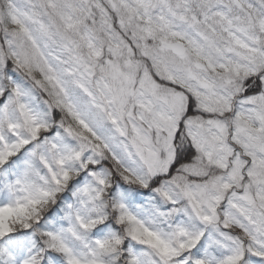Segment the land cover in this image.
I'll return each mask as SVG.
<instances>
[{
	"label": "snow or ice",
	"instance_id": "6c2138e0",
	"mask_svg": "<svg viewBox=\"0 0 264 264\" xmlns=\"http://www.w3.org/2000/svg\"><path fill=\"white\" fill-rule=\"evenodd\" d=\"M0 264H264V0H0Z\"/></svg>",
	"mask_w": 264,
	"mask_h": 264
}]
</instances>
